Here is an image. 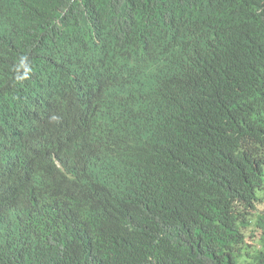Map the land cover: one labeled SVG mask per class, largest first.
Here are the masks:
<instances>
[{"label":"trees","instance_id":"16d2710c","mask_svg":"<svg viewBox=\"0 0 264 264\" xmlns=\"http://www.w3.org/2000/svg\"><path fill=\"white\" fill-rule=\"evenodd\" d=\"M264 0H0V264H264Z\"/></svg>","mask_w":264,"mask_h":264},{"label":"rangeland","instance_id":"374dc122","mask_svg":"<svg viewBox=\"0 0 264 264\" xmlns=\"http://www.w3.org/2000/svg\"><path fill=\"white\" fill-rule=\"evenodd\" d=\"M258 197H259V199H260V201H261V206H263L264 205V193H259L258 194Z\"/></svg>","mask_w":264,"mask_h":264}]
</instances>
